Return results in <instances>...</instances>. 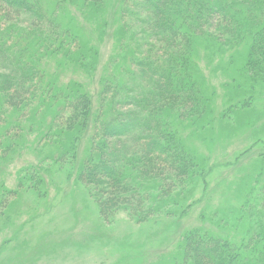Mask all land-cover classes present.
<instances>
[{
	"label": "rangeland",
	"instance_id": "obj_1",
	"mask_svg": "<svg viewBox=\"0 0 264 264\" xmlns=\"http://www.w3.org/2000/svg\"><path fill=\"white\" fill-rule=\"evenodd\" d=\"M52 4L78 46L68 48L71 56L43 60L45 81L54 94L81 88L91 105L75 140L54 127L60 99L22 113L19 135L0 156V190L8 193L0 208V264H187L184 242L193 234L245 244L250 223L244 203L264 186V83L240 68L251 41L219 30L213 31L218 41H196L191 61L209 99L207 118L164 117L198 165L196 177L171 186L147 180L140 188L147 196L141 200L145 222L125 213L105 217L78 177L93 152L101 91L129 85L138 30L129 18L122 21L121 0ZM70 149L73 159L65 154Z\"/></svg>",
	"mask_w": 264,
	"mask_h": 264
},
{
	"label": "trees",
	"instance_id": "obj_2",
	"mask_svg": "<svg viewBox=\"0 0 264 264\" xmlns=\"http://www.w3.org/2000/svg\"><path fill=\"white\" fill-rule=\"evenodd\" d=\"M65 1L0 0V156L19 135L22 113L51 107L54 100L61 103L54 127L65 137L73 134V140L83 130L90 98L81 88L54 94L42 67L43 60L60 53L71 56L68 48L78 46L54 13L52 3ZM101 1L83 0L92 5ZM121 16L138 30L128 66L133 88L125 84L117 92L106 86L101 91L103 110L93 126V152L78 179L103 216L125 213L141 223L148 219L141 201L147 196L140 192L147 180L171 186L199 172L164 119L168 113L195 122L207 118L209 99L193 75L195 42L218 41L216 30L238 42L250 40L240 68L264 83V0H121ZM71 150L65 154L73 159ZM250 193L243 209L250 223L242 240L246 243L236 246L193 234L184 242L187 264H264V186L259 195ZM7 195L0 190V208Z\"/></svg>",
	"mask_w": 264,
	"mask_h": 264
}]
</instances>
